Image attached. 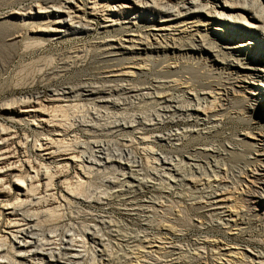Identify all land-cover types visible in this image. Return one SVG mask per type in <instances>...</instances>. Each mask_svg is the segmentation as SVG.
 <instances>
[{
    "label": "bare ground",
    "instance_id": "obj_1",
    "mask_svg": "<svg viewBox=\"0 0 264 264\" xmlns=\"http://www.w3.org/2000/svg\"><path fill=\"white\" fill-rule=\"evenodd\" d=\"M204 2V0H179L178 3H172L170 0H60L58 3L45 2L38 6L37 10L29 8L22 16L24 22L32 24L38 22L42 28L38 31H41L48 40H58L66 36L82 38L92 33L91 31H97L100 36L97 41L78 47L74 50L75 56L79 57L78 54L91 50L101 53V56L108 61L117 62L115 68L121 67L110 69L105 78L121 83L116 91L126 95L124 100L127 98L137 104L148 101L153 105V114L148 119L149 123L134 118L132 122L131 119L130 122H126V118L121 122H115V118L114 132L116 134L124 132L127 135L130 131H146L147 127L155 129L164 124H191L188 128L171 131L165 137L154 134L156 141L171 144L172 155L168 159L158 156L160 167L154 169L155 176L167 179L170 193L175 190L181 193L195 189V192L204 190L206 210L212 211L213 215L217 216L218 223L227 228L240 227L237 218L246 221L248 225L252 219L259 222V215L264 213V129L255 133L248 132V128L239 130L240 132L232 134L227 144L217 138L218 141L215 142L206 141L203 148L195 150V154H184L183 146L193 136L205 138L204 136L211 132L219 133L227 120L248 125V120L255 117L258 112L260 114L264 112V3L260 0ZM214 25L218 26L217 29L212 27ZM44 42L37 44L44 45ZM257 45L261 48H256ZM155 64L161 66L158 73L167 75V80L171 78L167 81L168 91L160 92L159 86L162 84L150 88L141 87L142 89L130 88V86L127 88L128 82L134 77L148 74L147 71ZM195 65L203 69V72L199 73L201 76L199 90H195V83L188 78ZM207 70L212 71V81L208 80ZM177 87L181 88L180 94L173 91ZM101 94L103 89L91 83H82L75 87L61 86L50 90L48 98L44 101H40L39 95L35 94L19 102L23 108L22 113L36 116L38 125L43 123L49 125L53 123V119L50 117L46 119L48 116L44 109L46 104H71L80 100L97 102ZM70 106L66 105V108H72ZM120 115L122 116L121 113ZM138 119L143 117L140 116ZM49 127L56 126L53 124ZM57 132L53 136L66 134V131L62 132V130ZM249 136L252 141L248 140ZM41 140L44 142L39 143V146L41 145L39 150L44 151L43 155L47 156L46 161L60 156L61 148L54 149L56 144L52 139ZM108 143L102 141L93 143L89 152L81 151L79 159L90 165L92 170H95L93 166L121 165L119 167L121 172L118 170L121 173L120 180L137 177L138 170L134 168L138 166L130 165L136 162V156L132 157L130 150L113 153ZM86 146L88 145H85V148ZM62 150L67 151L65 148ZM199 154L207 160L206 163H201V158L197 156ZM123 157L129 160L132 157L135 160L125 163L120 161ZM3 159L1 158L0 161ZM65 160L75 161L76 156L70 155ZM87 167L86 170L89 169ZM116 169L115 167L113 170ZM31 172L33 176L29 174L26 178H21L22 180L18 179L20 183L16 184L19 188L17 192H22L19 195L24 197L10 204L7 210L11 211L7 213L8 215L14 216L18 210L22 211L41 202L42 198L36 197L40 185L35 186L33 182L39 181L42 174L37 169ZM48 174L47 172L43 174L44 179H47L43 185L45 189L53 187L51 182L54 176ZM25 181L27 183L24 186ZM197 183L202 186L201 189H197ZM36 199L40 200L35 202ZM20 213L26 222L38 219L36 213V216L33 214L29 218L26 212ZM246 216H251L252 219L243 220ZM26 222L20 225L12 223L13 226L8 224L11 228H16L11 234V239L15 243L13 242L14 245H11L10 251H7L13 255L9 257L1 254L0 259L7 261L0 264H26L32 261H38L36 264H80L88 252L87 249L85 250L87 245L85 247L84 241H89L96 248L97 246L104 248L101 233L99 234L98 231L97 236L94 226L93 230L89 226H80V229L83 227L80 231H75L78 227L73 230L72 226V234H67L70 232L68 229L69 231H62L58 236H50L48 233L49 236L45 237L34 233L39 227L38 223L30 225ZM64 228L67 227L62 229ZM53 230L47 231L56 234V230ZM3 246L4 243L0 245V253L7 250ZM96 248L94 251L97 250ZM101 248L97 250L99 258L104 252ZM241 254L243 253L240 251L235 253L237 256ZM246 258L248 259V255Z\"/></svg>",
    "mask_w": 264,
    "mask_h": 264
},
{
    "label": "rangeland",
    "instance_id": "obj_2",
    "mask_svg": "<svg viewBox=\"0 0 264 264\" xmlns=\"http://www.w3.org/2000/svg\"><path fill=\"white\" fill-rule=\"evenodd\" d=\"M48 1L58 3L60 0H0V157L4 158L0 161V241L2 240L0 243L2 245L4 243L3 247L7 248L0 255L9 257L13 255L11 252L7 253L10 251V246L15 243L11 239V234L16 228L10 226H13L12 223L24 224L26 221L20 212H26L28 218L37 214L38 219L26 223L30 225L38 223L39 227L34 233L45 237L58 236L60 232L68 229L70 232L67 234H72V226L73 230L78 227L75 231L83 230L84 226H89L92 230L95 229L93 226L96 227L95 233L97 234L98 231L99 234L101 233L104 248L99 246L96 248L89 241H84L85 247L86 245L88 247L85 250L87 249L89 253L84 254L80 264H234L235 262V264H264V213L259 215V222L254 221L251 216H246L243 220L252 219L248 225L246 221L237 218L240 227L227 228L218 223L217 216L213 215L212 211L206 210L204 190H202L204 192L199 190L195 192V189L183 193L175 190L170 193L167 179L155 176L154 169L160 167L158 156L167 159L172 156L171 144L156 141L155 137H165L169 132L188 128L191 124H164L155 129L147 127L146 131H130L127 135L124 132L116 134L113 123L121 122L123 118H126V122H130L131 119V122L138 120L149 123L148 119L153 114V105L148 101L137 104L127 98L124 100L126 95L116 91L121 83L105 78L110 69L121 67L115 68L117 62L108 61L101 56V53L91 50L78 54L79 57L75 56L74 50L78 47L97 41L100 37L97 31H91L93 34L90 33L82 38L66 36L58 40H48L41 31H38L42 29L38 22L32 24L23 21L22 14L29 8L36 9ZM170 1L179 2V0ZM204 1L207 3V0ZM260 1L264 3V0ZM212 27L215 29L218 26ZM43 41H45L44 45L37 44ZM256 48L261 47L257 45ZM153 67L147 71L148 74L134 77L126 85L127 88L129 86L137 89L150 88L162 84L164 87L159 86L160 92L168 91L167 81L171 78L167 80V75L158 73L161 67L159 64ZM202 72L203 69L195 65L188 77L195 83V90H199ZM207 77L209 81L213 80L212 71H208ZM82 83H91L103 89V94L97 102L80 100L71 104H46L44 106L48 114L46 119L49 117L53 119V123L49 125L47 123L38 125L36 116L22 113L20 102L32 95L38 94L40 101H44L48 98L50 90L61 86L75 87ZM177 88L173 91L180 94L181 88ZM66 105H71L72 108H66ZM140 116L143 119H138ZM53 124L56 127H49ZM246 128L248 132L253 133L264 129V112L261 114L258 112L255 117L248 120V125L227 120L219 133L211 132L204 136L205 138L191 137L183 146L184 154H195V150L203 148L206 141L222 140L227 144L232 134ZM55 129L57 130L54 131ZM60 129L62 132L66 131L65 136H53L58 130L61 131ZM250 137L248 140L252 141ZM45 138L53 140L56 144H53L54 149L60 147L67 151L58 149L60 156L46 161L47 156L43 155L44 151L39 150L41 146L39 143L44 142L41 139ZM4 141L6 144L3 145ZM101 141L109 142L113 153L130 150L132 157L136 156V160L132 157L130 160L123 157L120 161L127 163L134 159L136 162L130 165L138 166L134 168L138 170V176L120 180L121 165H92L95 169L92 170L90 165L79 159L81 151L89 152L93 143ZM84 144L88 146L85 148ZM68 154L71 157L75 154L77 161L65 160L66 157H70ZM197 156L201 158L202 164L206 163L207 160L200 154ZM174 157L180 158L177 155ZM235 160L237 162V159ZM85 167L91 171L86 170ZM115 167L117 169L113 170ZM36 169L42 176L39 181L33 182V185H40L36 197L42 199L34 201L41 202L22 211L18 210L14 216L8 215L7 213L11 211L7 210L10 204L24 197L19 195L22 192H17L19 188L16 184L20 183L18 179L22 180L21 178H26L29 174L33 176L31 170ZM46 172L54 176L51 182L52 189H45L43 186L47 182L43 176ZM26 183L27 181L24 182V186ZM199 188L201 189L202 186L198 184L197 189ZM61 226L67 228L62 229ZM80 226L83 227L80 229ZM19 227L24 228V226ZM52 229L56 230V234L48 232ZM95 248L103 249L100 258L97 250L94 251ZM92 250L97 253L96 256ZM239 251L243 253L241 254L243 257L235 255ZM6 261L0 259V262ZM31 263L36 264L38 261Z\"/></svg>",
    "mask_w": 264,
    "mask_h": 264
}]
</instances>
